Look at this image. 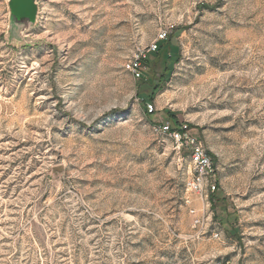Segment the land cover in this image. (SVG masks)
<instances>
[{"label":"rangeland","instance_id":"obj_1","mask_svg":"<svg viewBox=\"0 0 264 264\" xmlns=\"http://www.w3.org/2000/svg\"><path fill=\"white\" fill-rule=\"evenodd\" d=\"M37 1L16 38L0 0V264H264V0Z\"/></svg>","mask_w":264,"mask_h":264},{"label":"built area","instance_id":"obj_2","mask_svg":"<svg viewBox=\"0 0 264 264\" xmlns=\"http://www.w3.org/2000/svg\"><path fill=\"white\" fill-rule=\"evenodd\" d=\"M167 31H161L157 42L168 38ZM157 42H153L147 49L141 50L136 56L130 58L124 65L125 69L132 74L135 79L143 78L147 70V59L151 52L158 48ZM148 111H154V105H148ZM159 131L167 135L176 143L178 148L188 151L191 169L194 172L192 179L193 186H201L204 182L212 190L216 189L215 185V167L211 155L205 149L202 141L191 133L188 125L181 124L173 127L169 121L159 125Z\"/></svg>","mask_w":264,"mask_h":264},{"label":"water","instance_id":"obj_3","mask_svg":"<svg viewBox=\"0 0 264 264\" xmlns=\"http://www.w3.org/2000/svg\"><path fill=\"white\" fill-rule=\"evenodd\" d=\"M9 9V32L23 38L36 24L39 15L37 0H6Z\"/></svg>","mask_w":264,"mask_h":264},{"label":"trees","instance_id":"obj_4","mask_svg":"<svg viewBox=\"0 0 264 264\" xmlns=\"http://www.w3.org/2000/svg\"><path fill=\"white\" fill-rule=\"evenodd\" d=\"M168 38H169V36H168ZM160 50V48H158V50H157V52ZM147 109V108H146ZM148 112V111H147ZM149 114H151V113H153L152 111L151 112H148ZM179 124H178V122H173V124H172V126L173 127H177Z\"/></svg>","mask_w":264,"mask_h":264}]
</instances>
